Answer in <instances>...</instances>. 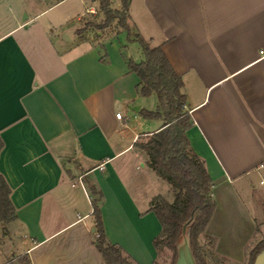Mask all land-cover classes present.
<instances>
[{
	"label": "crops",
	"instance_id": "1",
	"mask_svg": "<svg viewBox=\"0 0 264 264\" xmlns=\"http://www.w3.org/2000/svg\"><path fill=\"white\" fill-rule=\"evenodd\" d=\"M65 1L0 0V173L17 213L6 235L0 224V264L22 254L31 264H104L83 175L102 192L107 238L134 264H154L161 224L150 201L168 184L134 144L163 124L140 115L156 96L138 93L121 34L75 33L89 5L73 38L49 31L39 18ZM129 13L182 77L186 134L216 203L205 234L245 264L257 232L252 176L264 184V0H131ZM139 117L157 122L145 129Z\"/></svg>",
	"mask_w": 264,
	"mask_h": 264
},
{
	"label": "trees",
	"instance_id": "2",
	"mask_svg": "<svg viewBox=\"0 0 264 264\" xmlns=\"http://www.w3.org/2000/svg\"><path fill=\"white\" fill-rule=\"evenodd\" d=\"M58 1L60 0L51 3ZM119 1L120 8H113L111 0H98L104 22L96 25L87 24L86 27L102 28L113 20L117 21V25L125 32V40L128 43L137 42L143 57L139 61L134 60L125 52L127 45H121L129 70L138 76V93L141 96L154 94L157 99L154 110L142 108L140 115L146 119L161 118L163 124L150 134L140 137L134 144L145 152L149 167L173 192L172 201L160 194L155 195L150 201V209L161 224V232L153 239V246L156 250L161 246L174 250L178 235L183 225H186L190 230V243L196 263L210 264L198 239L200 235L208 236L205 234V228L216 203L212 197L211 177L203 159L191 147L186 134L193 121L185 108V95L181 90L182 77L171 66L161 45H151L131 21L129 13L131 0ZM99 52L100 60H104L106 52L103 44H99ZM2 147L3 142L0 138V150ZM81 179L88 191L95 220L97 233L95 246L104 264H134L133 258L119 244L107 238L101 212L102 192L89 176L83 175ZM10 194V186L0 173V224L3 226V235L7 234L6 225L17 218ZM212 241L214 244V238ZM263 247L264 239L250 250L245 264H252L255 255ZM209 254L212 256L213 252ZM174 259L175 253L171 264H174ZM5 264H31V260L27 254H22L14 256Z\"/></svg>",
	"mask_w": 264,
	"mask_h": 264
},
{
	"label": "rangeland",
	"instance_id": "3",
	"mask_svg": "<svg viewBox=\"0 0 264 264\" xmlns=\"http://www.w3.org/2000/svg\"><path fill=\"white\" fill-rule=\"evenodd\" d=\"M46 1L48 3V2H53L54 0H46ZM112 1H111V7L113 8L118 7L119 5L118 0H112ZM84 5L85 6L89 5L90 8L94 9V12H86L81 18L80 28L79 30L77 29L78 32L75 31V33L78 35L79 38H84L86 34H88L90 38L96 39V37H98L96 34L97 32H101L103 34L102 36L100 35V38H107L110 36H115L118 33H120L121 43L127 45V49L125 51L126 54L136 61H139L140 59L143 58L138 43L137 42L128 43L125 40V32L120 26L117 25L116 20H113L108 26L102 27V28L93 27V26H90L88 28L86 27L87 24L96 25V24H102L104 22V16L99 11L98 0H93V1L92 0H68V1H65L55 6L51 10L47 11L39 19L40 21L45 22L47 24L49 31H53V33L55 34H60L61 37H62V34H65L66 36L73 38L74 33L72 31V27H76L79 24L76 18L79 13H84L85 11ZM68 10H70V12H68ZM27 12L29 13L30 17L32 16L33 13L31 9L29 10L26 9L25 11L22 12L21 17H24L25 13L27 14ZM65 12H67V14H65ZM49 19L52 21V23L48 22ZM155 105H156V100L154 96L145 98L142 103V107L149 108V109H154ZM129 112L132 115L135 114L131 110H129ZM138 120H141L143 122H146V124H148V127H146L145 129H150L151 125L156 124L157 122L156 120L147 121V120L142 119L141 117H139ZM129 122L132 127H136L137 121H135L133 117L129 118ZM252 181L255 183V185H253L252 187L256 188V189H253V194H252V198H253V206H252L253 209L252 210L254 211L255 216H256V222H257L256 231L257 232L251 242V245H252L251 249L260 240L264 239V184L260 185L258 183V176L256 174L252 176ZM160 195H162L169 201H172L173 199V192L171 188L169 187V185L167 188L165 187L164 191ZM183 231H185V233H187L188 231L190 232L189 228L186 225H183V228L181 232L179 233L178 238L175 242L174 250L166 246H161L160 248L157 249V259L155 260L154 264H171L173 257H174V253H175V259H176V255H177L176 245L179 242H181L182 237H183ZM198 242L200 246L203 247L204 253L206 254V258H208V262L210 264H234L226 260L224 257L220 256L218 253H216L214 249L215 240H214V244H212L213 242L212 237L210 236L206 237V236L200 235ZM211 251L213 252L212 256H210L209 254V252ZM207 253H208V257H207ZM175 259H174V262H175Z\"/></svg>",
	"mask_w": 264,
	"mask_h": 264
},
{
	"label": "water",
	"instance_id": "4",
	"mask_svg": "<svg viewBox=\"0 0 264 264\" xmlns=\"http://www.w3.org/2000/svg\"><path fill=\"white\" fill-rule=\"evenodd\" d=\"M26 17V15H25ZM63 38L69 40L65 34ZM133 109H137L135 106ZM177 255L174 264H197L190 243V232L183 231L181 242L176 245ZM252 264H264V247L255 255Z\"/></svg>",
	"mask_w": 264,
	"mask_h": 264
},
{
	"label": "built area",
	"instance_id": "5",
	"mask_svg": "<svg viewBox=\"0 0 264 264\" xmlns=\"http://www.w3.org/2000/svg\"><path fill=\"white\" fill-rule=\"evenodd\" d=\"M86 11L87 12H94V9L93 8H88V9H86ZM116 117L120 119L122 117V114L120 112H117L116 113ZM261 183H263V181H261Z\"/></svg>",
	"mask_w": 264,
	"mask_h": 264
}]
</instances>
